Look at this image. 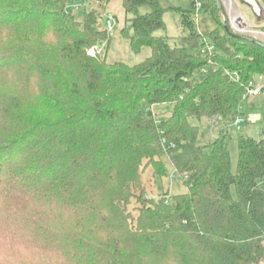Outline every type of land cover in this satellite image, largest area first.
I'll return each mask as SVG.
<instances>
[{
    "label": "trees",
    "instance_id": "obj_1",
    "mask_svg": "<svg viewBox=\"0 0 264 264\" xmlns=\"http://www.w3.org/2000/svg\"><path fill=\"white\" fill-rule=\"evenodd\" d=\"M69 1L0 0V264H264V131L239 136L236 167L227 146L264 42L226 30L208 0L214 52L185 10L189 32L172 44L155 35L159 0H123L120 37L151 52L110 61L109 0H84L103 9L84 5L82 19ZM216 115L225 127L200 144ZM148 172L187 190L151 197Z\"/></svg>",
    "mask_w": 264,
    "mask_h": 264
},
{
    "label": "rangeland",
    "instance_id": "obj_2",
    "mask_svg": "<svg viewBox=\"0 0 264 264\" xmlns=\"http://www.w3.org/2000/svg\"><path fill=\"white\" fill-rule=\"evenodd\" d=\"M194 1H199L202 4L201 13L198 17L194 15ZM259 5L264 9V0H257ZM162 8L165 10L164 13V21L166 27L163 29H159L155 32L157 36H167L170 38V42L172 44L175 43L178 37L187 35L189 30L184 28L181 23V15L182 11H189L191 18L195 20L196 23V31H201L206 37L209 32L214 30L217 27V23L213 18V15L210 10H208V0H159ZM236 7L241 10L247 18L255 25V17L260 24H264V19L256 16L255 11L243 3L241 0H234ZM84 0H70L67 9L69 11H74L78 19H82L84 15L85 5L86 10L96 9L102 11V5L99 2H86L84 4ZM105 14L101 19L102 23L105 25L107 21V13L114 15V24L113 29L111 30L113 35V39L109 46L104 43L103 47L108 46L107 54L108 59L118 60L122 59L130 64L139 63L143 61L150 55V48L145 47L141 52L135 53L130 49L129 42L126 39L120 37V30L125 24V18H132L133 14L125 13L123 0H109L105 3ZM152 8L148 5H144L139 8L140 13L150 12ZM261 20V21H260ZM198 25V26H197ZM128 28L131 30L132 25L128 20L127 23ZM92 49L97 50V48L93 47L89 50V54L92 55ZM93 56V55H92ZM254 80L262 84L264 82V73H258L253 76ZM167 107L166 105L155 106L154 110L161 113ZM243 119V122L240 125L235 123L230 125L229 136L227 138V146L230 152L231 160L233 166L236 167L239 152H238V140L239 136L242 134L254 136L258 139L261 138L262 131H264V95L256 97L252 102H248V106H245V113L239 116ZM247 121V123H245ZM200 133H199V143L204 144L209 141H213L217 138L220 132L225 127V122L220 121L218 124H214L212 122V118H203L199 122ZM164 161L166 163V167L169 170L170 174L173 175L174 167L172 163L169 161V157H164ZM144 181L147 186V194L149 196H153L158 199L160 196L164 194L165 190H169L171 195H177L185 192L187 190L186 186L180 179L172 178L171 175L168 178L159 181L155 178H152L151 173H147L144 176ZM160 195V196H159Z\"/></svg>",
    "mask_w": 264,
    "mask_h": 264
},
{
    "label": "built area",
    "instance_id": "obj_3",
    "mask_svg": "<svg viewBox=\"0 0 264 264\" xmlns=\"http://www.w3.org/2000/svg\"><path fill=\"white\" fill-rule=\"evenodd\" d=\"M226 12L227 25H229L236 33L245 34L252 37L254 40L264 42V24H260L255 17V25L247 18V16L239 10L234 0H220ZM194 15L198 19L202 4L199 1H194ZM264 11V9H263ZM261 21V20H260ZM198 26V25H197ZM108 27L112 28L113 23L111 21V16L108 20ZM198 32V31H197ZM200 34L204 35L199 31ZM205 46L202 49L203 52H208L212 54L214 52V45L208 41V38L204 35ZM92 55H95V50L92 49ZM231 75L233 80H239V74L237 72H228ZM264 95V82L262 84L257 83L254 78L249 80L246 85V91L244 94V99L248 102H253V99ZM223 118L221 115H216L212 118L214 124H218L222 121ZM243 122V119L238 117L234 122L237 125H240ZM174 147V145H171Z\"/></svg>",
    "mask_w": 264,
    "mask_h": 264
},
{
    "label": "water",
    "instance_id": "obj_4",
    "mask_svg": "<svg viewBox=\"0 0 264 264\" xmlns=\"http://www.w3.org/2000/svg\"><path fill=\"white\" fill-rule=\"evenodd\" d=\"M243 3L247 4L248 6H250L256 13V15L261 18V6L259 5L257 0H241ZM225 28L226 30L228 29V25H227V19L225 18ZM239 36V35H238Z\"/></svg>",
    "mask_w": 264,
    "mask_h": 264
}]
</instances>
